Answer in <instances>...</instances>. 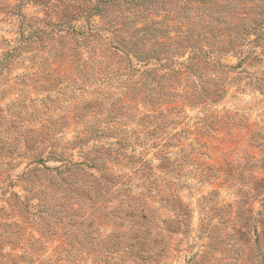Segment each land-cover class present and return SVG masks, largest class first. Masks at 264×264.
Masks as SVG:
<instances>
[{
  "label": "trees",
  "instance_id": "trees-1",
  "mask_svg": "<svg viewBox=\"0 0 264 264\" xmlns=\"http://www.w3.org/2000/svg\"><path fill=\"white\" fill-rule=\"evenodd\" d=\"M20 2L0 0L4 20L19 17L0 79L23 52L35 60L56 39L61 51L53 46L54 58L34 61L20 82L48 100L63 85L43 118L11 101L21 131L4 129L0 162H29L14 181L0 178L10 208L0 206V264H51L52 254V264L152 262L161 254L147 244L158 243L150 202L185 212L176 193L187 175L256 198L264 184V0ZM28 3L44 18L27 16ZM49 5L61 6L62 20L46 29ZM228 56L235 63L222 61ZM247 89L261 96L252 107L259 120L217 107Z\"/></svg>",
  "mask_w": 264,
  "mask_h": 264
},
{
  "label": "rangeland",
  "instance_id": "rangeland-1",
  "mask_svg": "<svg viewBox=\"0 0 264 264\" xmlns=\"http://www.w3.org/2000/svg\"><path fill=\"white\" fill-rule=\"evenodd\" d=\"M6 1L12 5H22L20 0ZM37 7L38 4L28 3L21 6V10L27 16L42 17V12L38 11ZM49 7L48 17L43 21V27L46 29L52 28L62 20L61 6L49 5ZM2 16L3 13L0 12V58L8 44H17L19 37L16 23L19 17L13 16L12 21L9 22L7 19L4 20ZM94 19L98 21L97 17ZM53 46H57V50L61 51V46L57 45V40L51 39L42 53L34 56L35 60H33L34 52H23L12 70L1 77L0 136L6 133L4 129L10 123H14L16 126L12 136H16L21 131L17 123V112L20 106L11 104V101L16 98L18 100L21 98L27 104L26 111L22 110L21 112L22 115L37 113L42 118L45 115L46 106L50 105V110H52L57 104L58 101L55 98L56 95L60 96L57 92H61L58 87H62V83H59L55 89L47 91L50 97L48 100L45 97V91L38 90L39 92H37L32 88L26 90L27 82L24 84L20 82L22 75L35 70L31 66L34 61L38 64V61H41L43 57L54 58ZM222 61L232 64L235 63L236 58L228 56L224 57ZM37 75L40 79L44 76L43 73H37ZM24 81H30V79L24 76ZM22 93H25L24 97L21 96ZM260 98L261 96L256 91L247 89L238 93L237 97H227L217 107L219 109L222 107L228 109L244 108L248 113H251L252 119L259 120L258 110L252 109V107ZM30 99H32L31 102ZM59 99V104L63 105L62 98L59 97ZM193 113V111L189 112V114ZM50 114L54 115L53 112ZM69 135L67 134L66 137ZM15 153L12 157H15ZM28 162V157H17L10 161L8 159L1 160L0 169L3 168V171L0 178L5 179L4 183H7L8 180L14 181V175L19 173L20 169L26 166ZM47 164L54 165L56 162L48 161ZM183 183L184 186L178 188L176 195L185 206V212L174 213L170 210V203L168 202L163 205L150 202L157 209V213L151 217V222L158 232V234L152 233L153 236L156 235L158 243L153 244L151 239L147 244L149 247L154 246L157 253L161 255L156 256L154 261L144 264H264V184L258 186L256 198L251 199L236 195L232 188L220 185L221 183L219 186L216 184L200 185L191 175L184 177ZM12 189L19 191V186L15 185ZM210 190H214L215 193L209 195ZM206 194L208 197L202 200L200 196ZM62 204L69 206L65 202ZM0 206L9 212L10 208L4 201L0 200ZM251 211L252 213H250ZM51 245L53 247L55 242ZM54 258L55 255L52 254L50 256L51 264L54 263ZM113 261L118 262L117 259ZM88 264H90L89 260ZM125 264L133 263L126 260Z\"/></svg>",
  "mask_w": 264,
  "mask_h": 264
}]
</instances>
